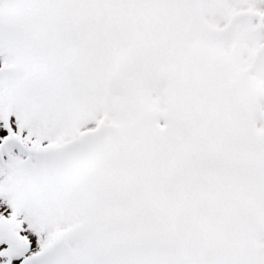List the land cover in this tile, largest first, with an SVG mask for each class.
<instances>
[{
	"label": "snow or ice",
	"instance_id": "1",
	"mask_svg": "<svg viewBox=\"0 0 264 264\" xmlns=\"http://www.w3.org/2000/svg\"><path fill=\"white\" fill-rule=\"evenodd\" d=\"M0 264H264V0H0Z\"/></svg>",
	"mask_w": 264,
	"mask_h": 264
}]
</instances>
